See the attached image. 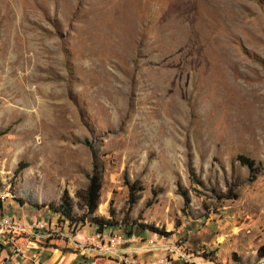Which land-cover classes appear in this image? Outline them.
Masks as SVG:
<instances>
[{
  "label": "rangeland",
  "instance_id": "1",
  "mask_svg": "<svg viewBox=\"0 0 264 264\" xmlns=\"http://www.w3.org/2000/svg\"><path fill=\"white\" fill-rule=\"evenodd\" d=\"M1 132L0 219L45 225L41 247L84 233L79 246L114 258L117 246L88 242L96 217L116 223L104 234L131 229L133 264H256L264 0H0ZM92 158L96 211L74 227L55 221L47 208L63 191L80 215ZM126 182L140 188L131 206Z\"/></svg>",
  "mask_w": 264,
  "mask_h": 264
},
{
  "label": "crops",
  "instance_id": "2",
  "mask_svg": "<svg viewBox=\"0 0 264 264\" xmlns=\"http://www.w3.org/2000/svg\"><path fill=\"white\" fill-rule=\"evenodd\" d=\"M85 236H87V234H76L75 237L72 238L73 240L68 243L64 242L61 247L55 245L53 248H43L40 243L41 240L46 238V235L42 232H28V230H26V234L21 235L5 234L2 240L6 239L7 244H11L13 249L6 250L4 245H2V241H0V245L4 247V250L0 252V255L3 252L5 253V257L0 258V261H2L1 264H105L103 263V259H106L107 261L109 259V262L114 264L113 261H115L116 257L115 253L118 249H109V251L113 253L114 258L102 257L101 255L104 254L105 251L104 253H96L90 249H83L79 246L77 239H81ZM73 245L76 246V248H72ZM15 246H20L21 248L15 249ZM14 250L17 251L16 258L12 255ZM132 251L133 250H130L128 253L126 249L127 257L130 255L131 258L135 259L136 256ZM87 253L89 256H86ZM79 259H81L82 263Z\"/></svg>",
  "mask_w": 264,
  "mask_h": 264
},
{
  "label": "trees",
  "instance_id": "3",
  "mask_svg": "<svg viewBox=\"0 0 264 264\" xmlns=\"http://www.w3.org/2000/svg\"><path fill=\"white\" fill-rule=\"evenodd\" d=\"M6 132H1L0 135L5 134ZM93 159V158H92ZM236 160L238 163L246 167L249 172H256V168L254 167V162L252 160L247 159L243 156H236ZM20 166L16 171H20ZM192 176V174H190ZM100 178H101V170L97 165L96 160L93 159L91 162V170L88 175H86V185L82 192L76 195V198L81 202L78 210L80 211V215L77 218H74L72 215V205L71 201L68 198L65 191L62 192L59 197V202L56 206L49 205L48 211H50L56 218L55 221L61 223L66 222L68 225H82L87 221V218L92 215L98 206L99 200V191H100ZM137 183V182H136ZM128 191L127 202L128 205L131 206L135 203L136 198L134 197L135 193L140 190L136 184H128L124 183ZM176 191L177 194L181 197L184 206L188 204V197L186 192L183 191L178 183H176ZM90 225L94 226V229L97 233L102 232L104 229L111 228L116 226V223H112L110 220H103L102 218L91 217L89 218ZM154 234L161 236V232H157V230H153ZM126 236L131 235V229L126 228L125 233ZM163 234V233H162ZM4 250V247L0 245V252Z\"/></svg>",
  "mask_w": 264,
  "mask_h": 264
},
{
  "label": "built area",
  "instance_id": "4",
  "mask_svg": "<svg viewBox=\"0 0 264 264\" xmlns=\"http://www.w3.org/2000/svg\"><path fill=\"white\" fill-rule=\"evenodd\" d=\"M49 225V224H48ZM48 228L45 227V225L41 224L40 222L36 221L33 219L28 225L22 226L18 224L17 222L9 219V218H1L0 219V234L6 233V234H26V230L28 232L36 231V232H45ZM49 235H47L48 237ZM88 242L92 244V246H96L95 248H101L102 243L104 242L107 244L110 248L117 246L118 251L115 253L116 254V264H133L134 262L132 260L127 259V253L126 249H124V245L128 243H133V237H120V236H115V235H110V234H104L102 232L100 233H95L92 238L88 239ZM150 244L152 242H149ZM99 246V247H98ZM98 250V249H97ZM105 251V249H103ZM12 255L14 258L17 257V251H13ZM2 261H0V264ZM156 264H168L167 259H159L155 262ZM183 264H195L194 262L191 261H183ZM256 264H264V257L256 262Z\"/></svg>",
  "mask_w": 264,
  "mask_h": 264
}]
</instances>
